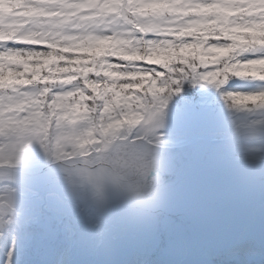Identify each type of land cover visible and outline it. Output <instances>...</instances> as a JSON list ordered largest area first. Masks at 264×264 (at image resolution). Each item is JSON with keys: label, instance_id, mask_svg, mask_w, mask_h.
<instances>
[{"label": "snow or ice", "instance_id": "snow-or-ice-1", "mask_svg": "<svg viewBox=\"0 0 264 264\" xmlns=\"http://www.w3.org/2000/svg\"><path fill=\"white\" fill-rule=\"evenodd\" d=\"M94 11L86 0H5L0 32L14 35L0 39V109L15 105L24 110L5 111L4 133H38L40 124L26 123L34 113L47 117L56 112L60 126H70L74 136L97 139L116 122L138 119L122 146L142 148L156 142L147 130L154 128L157 101L169 84L177 83L175 76L199 74L222 92H228L229 81L255 80L258 89L249 95H264V0H121L106 18L109 23L92 33L97 40L118 41L117 47L92 55L51 53L43 37L78 35L63 22L77 24ZM30 37L36 42H28ZM160 56L163 60L154 59ZM13 57L24 59H7ZM205 57H214L211 67ZM5 68L14 73L10 81L4 79ZM95 147L81 149L90 163L102 162ZM77 160L73 156L64 170ZM153 179L149 168L145 183ZM128 214L145 224L155 219V212ZM254 235L251 226L239 229L226 218L212 219L202 233L171 241L161 264H252L256 256L264 261V210L258 246ZM14 254V249L5 254L4 264H13Z\"/></svg>", "mask_w": 264, "mask_h": 264}, {"label": "rangeland", "instance_id": "rangeland-1", "mask_svg": "<svg viewBox=\"0 0 264 264\" xmlns=\"http://www.w3.org/2000/svg\"><path fill=\"white\" fill-rule=\"evenodd\" d=\"M4 2L5 0H0V10H2ZM75 30L78 31V35L71 38L63 36L66 39L72 40L77 50H80V44L85 41L86 37L88 41L91 42L89 38L94 36L92 34L88 35V29L84 31ZM12 35H14V33L10 34V37H12ZM32 42L34 41L32 40ZM17 59L22 60L24 58ZM4 74H7L6 71H4L3 75ZM11 74L14 75L13 72ZM242 83H244V85L242 84L243 86H239L238 89L239 94L242 96V107L239 109L230 110L225 99H220L217 104H215L217 101L215 102V100L213 101L211 99L210 101L202 102V104L204 103V109H192L190 106L194 107V103L185 102L190 106L184 104L182 105L183 109L180 110H173L171 108V112L167 110V107L170 105L167 103L166 96L159 97L158 100L161 99L162 103L160 104L159 102L160 111L156 116L155 126L147 130V134L156 141L152 144L154 146L176 148L203 140L220 141L231 138L233 140L227 145H221L219 149L213 148L212 152H215V150H222L223 154L226 156L243 163L262 160L264 158V134H262V132H264V95H249L257 91L259 85L258 81L254 83L252 81H244ZM175 93H181L182 95L183 92L182 90H178L174 92V94ZM222 94L223 93H221L219 97H221ZM221 98H223V96ZM173 114H175V117H173ZM0 119L3 120L4 117L0 116ZM48 119L49 116L45 117L34 113L33 117L31 116V118L27 120V123H38L42 126L45 125L44 122L47 123ZM137 123H140L138 119H130L126 124L117 122L116 125L112 127L117 129L118 132L120 129H133V127H136ZM240 128L244 129V133L234 138L235 133ZM253 128L256 130H252ZM55 130L56 132L49 136H47L48 134L45 132L46 128H42L36 134H17L15 136L9 131L6 136H2L3 139H0V160L3 161L8 158L7 155H9V157L12 155L10 158H13L15 163L18 164H10V166L19 165L27 167L28 165H25L26 163H32L35 164L33 166H38L62 160L69 156L86 158L87 152L81 149L86 144L90 145L92 141L91 145H96L93 151L98 154L101 161L104 163L107 162L108 165L116 169L126 178L127 182L121 183L122 187L126 190L131 189L133 191H139L141 188H143L144 191L153 190L160 183H164V181L172 177L170 175L154 177L151 183H143L145 181L144 173L151 163L152 155L137 153V148H133L130 145L122 146L123 141L126 139L122 133H120V137L112 135L110 136V140L105 141L103 140L104 137L100 139L93 136L91 138H85L84 134L76 137L73 135V130L70 126L63 128L60 124H57ZM82 138H85V140L82 141ZM87 139H89V141H87ZM149 144H151L150 141ZM152 144L150 146H153ZM3 164L9 163L1 162L0 165ZM50 179V181L48 180L50 184L40 189L26 186L25 188L29 191V195L26 197L18 195V191H13L1 199L0 244L2 245L1 241L4 236H9L16 241H10L5 250H3L4 247L0 245V257L2 261H0V264L4 263L5 254L9 253L12 249H14L15 252L12 256L13 264H54L55 261L61 264L65 257H69V264H81L78 262L79 251L80 249L83 251L84 248L92 245L93 236H84L83 234L84 231H87L84 230V225L82 223L86 214H83V218H81V212L70 215L71 213L68 208L71 202L73 204L74 199L85 201L88 198L91 202L95 203L97 202L96 199L99 197H94L87 192V189L82 185L75 188L74 193L69 194V189L65 186H61L60 182L68 184L72 179L64 174L53 175ZM0 184H12L24 187V185L20 183L11 181H2ZM52 196H57L59 199L64 198L66 202H60L59 199H55V197ZM255 196H257V194ZM33 198L44 200L43 205H38V200H33ZM45 202H47V205H45ZM66 203L70 204L66 205ZM246 204L250 207L252 206V208L242 210L237 216L232 214L225 218L232 221L239 229L251 226L254 229V240L258 246L260 243V216L262 210H264V194L258 198H250ZM89 208L93 210L92 208H96V204L90 205ZM128 210L134 209H120V212L116 213L118 215L116 219L119 220L116 228L122 230L120 236L124 239L128 238L129 241L130 238L133 239L130 243L135 244V249H133L131 253L136 255L140 253V251L145 253L146 246L152 248L154 253L153 257L158 259L160 263L165 259L163 250L171 241L190 239L194 235L202 233L204 226L209 220L225 219L217 218L210 212L187 210L183 214H178L177 216L155 213L154 221L145 224L130 219ZM113 213L115 212L113 211ZM143 214L147 213L144 212ZM148 214L151 213L149 212ZM71 216H75V218ZM31 227H35L43 233L39 235L34 234L35 236L33 237L26 236L18 238L17 236V239L9 235L11 229L17 232L19 229ZM184 231L185 235H183ZM141 237H147L148 241L144 242V240H141ZM67 242L70 247H68L69 250L62 246L63 243L65 244ZM114 243L116 247L119 248V251L123 253L127 252V247L124 243ZM253 258L261 259L259 256ZM112 260L116 261L114 257H112Z\"/></svg>", "mask_w": 264, "mask_h": 264}, {"label": "bare ground", "instance_id": "bare-ground-1", "mask_svg": "<svg viewBox=\"0 0 264 264\" xmlns=\"http://www.w3.org/2000/svg\"><path fill=\"white\" fill-rule=\"evenodd\" d=\"M171 108L167 107V110L172 112ZM173 117H175V114H173ZM204 142L198 141L176 148L154 146L153 144V146H150L151 144L147 143L142 148H137V153L152 155V160L147 170L151 168L154 177L172 176L153 190L148 191H144L143 188L139 191L126 190L121 183H126L127 180L116 169L103 161L90 163L85 157L78 158L76 161L81 164L78 166L83 171L81 174L72 173L70 170L51 169L39 177L20 178L2 170L0 171V178L20 183L24 185V188L27 186L40 189L50 184L48 180H51V176L64 174L72 179L68 184L60 182L61 186L69 189V194L74 193V189L82 185L87 189V192L98 198V193L91 186L85 185L80 180L79 177H81L86 178V184L94 181V184L99 186L107 204L127 203L128 199H130V203L140 206L108 209L103 205L100 197L96 199L97 202L95 203L88 198L84 201L86 208L89 205L96 204L95 210L98 213H106L113 216L119 213L120 209H134L147 214L151 211L160 215L176 216L183 214L187 210H196L210 212L217 218H225L232 214L237 216L242 210L252 208V206L250 207L246 204L247 201L250 198H258L264 194L263 191L260 193L261 195L255 196L259 190L264 189V158L241 163L223 154L222 150L212 152L213 148L219 149L221 146L214 147L210 143ZM88 167L94 172L93 177L86 172L85 169ZM162 201L164 205L159 208ZM145 206L147 209H143ZM69 212L71 213H69L70 215L76 214L74 211ZM71 217L75 218V216ZM107 220H109L108 225L103 235L106 237L116 236V241L113 239L109 243L104 244L103 248L101 247V255H97L96 259H93L92 264H161L158 259L153 257V249L147 246L145 253L142 251L137 255L131 253L135 247L128 239L120 236L122 230L116 228L119 220L116 218H108ZM183 233L185 235V231ZM86 234L88 233L85 232ZM130 239L133 240L132 238ZM141 240L147 242L148 238L141 237ZM114 242L117 244L124 243L127 247V252L119 251ZM62 246L67 250L70 248L68 242L63 243ZM112 257L116 261L112 260Z\"/></svg>", "mask_w": 264, "mask_h": 264}, {"label": "trees", "instance_id": "trees-1", "mask_svg": "<svg viewBox=\"0 0 264 264\" xmlns=\"http://www.w3.org/2000/svg\"><path fill=\"white\" fill-rule=\"evenodd\" d=\"M120 3H121V0H86V6L95 9L93 14L89 17H81L80 21L77 24H71L69 21H64L63 23L66 27H69L71 29H78L81 31L88 29V32H89L88 35L92 34L101 26L105 25L106 23H109V21H107L106 18L113 11L116 10V6L119 5ZM81 10H83V9H81ZM229 14H231V13H229ZM125 23H131V21L126 19ZM12 33L13 32H8V33L0 32V39L11 38L10 34H12ZM93 38L94 37H90L89 40L91 42H89L88 38L86 37L85 41L80 44V50H77L76 45H74V42L72 40L64 38V36L61 35L60 32H56V33H53L51 35H46L42 39H44L50 43L51 53H53V54L59 53L60 55H63L65 52H72V53L77 54V55H92L97 50H110L112 48H115L118 46V43H119L118 41H114V40L109 39V38H105L103 40H96ZM27 39H28V42H32V40L34 42H36L35 37H31V38H27ZM7 59L18 60L15 57L7 58ZM154 59L163 60V56L154 57ZM205 59L208 62V66L211 67L214 63V57H205ZM4 71H6V73H7L6 75L4 74L5 81H10L12 79V76H13L11 74L13 71L11 69H7V68H5ZM173 79H176L177 83L169 84L167 90L161 95V96H164V95L166 96V99L168 101L167 103H169V105H170V106L169 105L168 106L172 107L173 110L183 109L182 105L186 104L185 102L194 103V107L186 104V105L190 106L192 109L193 108L198 109V110L204 109V103L202 104V102H207V101H210L211 99L213 101L215 100V102L217 101L215 104H217L220 101V99L221 100L225 99L230 110L231 109H239L240 107H242L241 106V104H242L241 103V97L242 96L239 94V90H238L239 86H243L244 83H242V82H244V81H250V80H245V79H236V80L229 81L228 84L226 85L228 92H222L221 89L217 88V86L215 84L201 79L199 74H194L192 76H187V75L175 76V77H173ZM251 81L253 83L256 82L255 80H251ZM161 86H163V85H161ZM145 88H146V85H145ZM178 90H182V92H183L182 95H181V93H179V94L175 93L174 94V92H176ZM221 93H223L221 95V97L223 96V98L219 97V95ZM239 100H240V102H239ZM159 102H160V104L162 103L161 99L157 101L158 105H159ZM23 110H24L23 108H19V110H18V108L15 105H10L7 109H0V116L4 117L5 111L11 112L13 114H17L19 111H23ZM36 114L40 115V116L43 115L42 113H36ZM48 116H49V119L47 120V123L44 122L45 125L41 126V129L46 128L45 132L48 134L47 136L52 135L54 132H56L55 126L57 127V124H59L58 122L61 120V116L56 112H51ZM32 117H33V115H32ZM126 122L127 121H125L123 124H126ZM116 123L111 125L109 128L105 129V131H104V138L105 139L103 138V140H105V141L110 140V136H112V135L120 137V133L124 134V137H127L128 134L130 133V131L132 130V128L131 129H125V130L120 129L117 132V129H114L112 127V126L116 125ZM49 125L51 126V130H49ZM67 126L68 125L65 124L63 126V128H65ZM3 127H4V119L3 120L0 119V135L4 137L7 135V133L3 132ZM200 134H198V135H200ZM84 135H85V138H87V137L91 138L92 137L91 135H88V134H84ZM97 135H99V133H97ZM85 138H82L81 140L84 141ZM208 138H210V137H208ZM49 141H50V138H49ZM87 141H89V139H87ZM95 141L99 142L98 140H95ZM91 142H90V145H91ZM48 148H49V146H48ZM0 157H1V154H0ZM7 157L8 158L4 159L3 161L0 160V164H1V162L9 163V164H18V163H15L13 158H10V157H12V155L10 157H9V155H7ZM19 164H22V163H19ZM25 165L33 166L35 164L26 163ZM13 191H18V195H20L22 197L23 196L26 197L27 195H29L28 194L29 191L27 189H25L24 187H19V186L12 185V184H0V201L4 196L9 195V193L13 192ZM52 197H55V199L56 198L59 199L57 196H52ZM33 200H38V198H33ZM59 200H60V202H63V201L66 202L65 201L66 199H64V198H60ZM67 200H69V199H67ZM43 202H44V200H41V199H39L37 201L38 205H40V204L43 205ZM67 203H66V205L70 204V203L69 204H67ZM45 205H47V202H45ZM66 205H64V206H66ZM48 206H49V204H48ZM78 207H79V205L77 204V202L73 201V204L71 202L68 210L76 212L78 210ZM33 208H34V206H33ZM37 208L41 209L40 207H37ZM116 216H118V215L116 214L113 216L111 214L108 215L106 213H98L94 210H91L84 217V220H83L84 230H87L86 233H88V234L85 235V231L83 234H84V236L92 235L93 236L92 237L93 242H92V245L90 247L84 248L83 251L80 249L79 256H78V262H80L81 264H92L93 259H96L97 255L98 256L101 255V253H102L101 247L103 248L104 244L109 243L112 240V238L113 239L116 238V236H113V235L110 237H106L103 235L105 233V229L108 225L109 220H107V219L108 218L114 219V218H116ZM97 224H99L100 227H97ZM37 230L38 229H36L35 227H31V228H26V229H21V230L19 229L18 230L19 233H18V231L15 232L11 229L9 235L13 236L14 239H17V236H18V238H20V237L22 238V237H26V236L33 237V236H35L34 234L39 235L42 233V231H39V230L37 231ZM12 240L13 239L9 236L3 237V240L1 241L2 245L0 244L2 247H4L3 250L6 249V246L10 241L11 242L16 241V240H13V241ZM128 241H129V239H128ZM130 241H131V239H130ZM132 245L135 246V244H132ZM0 261H1V257H0ZM54 264H58V261H55ZM61 264H69L68 258L65 257V259H63V263H61ZM252 264H264V261H262L261 259L252 258Z\"/></svg>", "mask_w": 264, "mask_h": 264}, {"label": "water", "instance_id": "water-1", "mask_svg": "<svg viewBox=\"0 0 264 264\" xmlns=\"http://www.w3.org/2000/svg\"><path fill=\"white\" fill-rule=\"evenodd\" d=\"M252 130H256V129L253 128ZM255 132H258V131H255ZM243 133H244V129H241V128L238 129L237 132L235 133L234 138L239 137ZM232 140L233 139L229 138L227 140L219 141V142H214V141H205V142H208V143H210L213 146H221V145H224L226 143L231 142ZM78 158H82V157H78ZM71 159H72V157H67V158H64L62 160H57V161L51 162L49 164L33 166V167L10 166V165H5L4 164V165H0V171L3 170L5 172H7V173H12V174H14V175H16L17 177H20V178L39 177L41 174H43L46 171L51 170V169H55V170L56 169H63L64 170V168L67 167V162L70 161ZM80 165L81 164L78 163V162L73 163V167L71 169H69V170L72 173L73 172L74 173L77 172V173L81 174V173H83V171L78 167ZM85 170L91 177H93L94 172L90 169V167L86 168ZM79 178L85 185L91 186L98 193L101 202L108 209H114V208H119V207H140V206H135L134 203H130L131 202L130 199H128L127 203L125 202V203H118V204H110V203L107 204L105 197H103V194L101 193L102 191L100 190V188H99V186L97 184H94V181H90V182H88L86 184L85 183L86 182V178H81V177H79ZM2 181H8L9 182L10 180L1 179L0 178V182H2ZM11 182H13V181H11ZM154 191H157V190H154ZM263 191H264V189L259 190L257 192V195H259ZM177 201H179V200H177ZM143 209H147L146 206L143 207Z\"/></svg>", "mask_w": 264, "mask_h": 264}]
</instances>
